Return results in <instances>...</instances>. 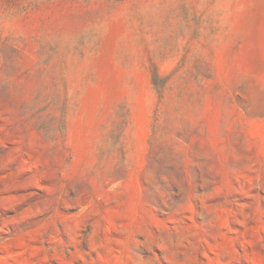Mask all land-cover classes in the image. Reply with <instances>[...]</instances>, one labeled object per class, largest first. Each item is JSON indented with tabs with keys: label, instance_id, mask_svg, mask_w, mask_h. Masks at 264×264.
Here are the masks:
<instances>
[{
	"label": "rangeland",
	"instance_id": "rangeland-1",
	"mask_svg": "<svg viewBox=\"0 0 264 264\" xmlns=\"http://www.w3.org/2000/svg\"><path fill=\"white\" fill-rule=\"evenodd\" d=\"M0 264H264V0H0Z\"/></svg>",
	"mask_w": 264,
	"mask_h": 264
}]
</instances>
